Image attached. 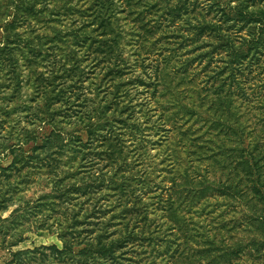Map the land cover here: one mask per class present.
Listing matches in <instances>:
<instances>
[{"label": "rangeland", "instance_id": "obj_1", "mask_svg": "<svg viewBox=\"0 0 264 264\" xmlns=\"http://www.w3.org/2000/svg\"><path fill=\"white\" fill-rule=\"evenodd\" d=\"M0 264H264V0H0Z\"/></svg>", "mask_w": 264, "mask_h": 264}]
</instances>
